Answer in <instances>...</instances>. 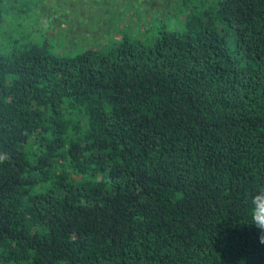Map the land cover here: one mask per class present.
Listing matches in <instances>:
<instances>
[{
  "label": "trees",
  "instance_id": "1",
  "mask_svg": "<svg viewBox=\"0 0 264 264\" xmlns=\"http://www.w3.org/2000/svg\"><path fill=\"white\" fill-rule=\"evenodd\" d=\"M173 3L150 40L0 52V264H264V0Z\"/></svg>",
  "mask_w": 264,
  "mask_h": 264
},
{
  "label": "rangeland",
  "instance_id": "2",
  "mask_svg": "<svg viewBox=\"0 0 264 264\" xmlns=\"http://www.w3.org/2000/svg\"><path fill=\"white\" fill-rule=\"evenodd\" d=\"M173 0H3L0 52L46 40L56 55L107 50L121 37L150 40L172 20Z\"/></svg>",
  "mask_w": 264,
  "mask_h": 264
},
{
  "label": "clouds",
  "instance_id": "3",
  "mask_svg": "<svg viewBox=\"0 0 264 264\" xmlns=\"http://www.w3.org/2000/svg\"><path fill=\"white\" fill-rule=\"evenodd\" d=\"M252 204L255 205L252 214V223L258 233V241L264 245V189L252 198Z\"/></svg>",
  "mask_w": 264,
  "mask_h": 264
}]
</instances>
